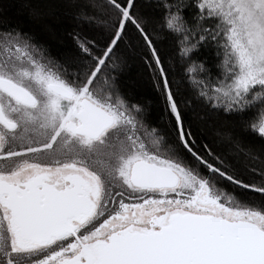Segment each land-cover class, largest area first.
Here are the masks:
<instances>
[{
    "label": "snow or ice",
    "instance_id": "1",
    "mask_svg": "<svg viewBox=\"0 0 264 264\" xmlns=\"http://www.w3.org/2000/svg\"><path fill=\"white\" fill-rule=\"evenodd\" d=\"M12 7L0 264H264V0Z\"/></svg>",
    "mask_w": 264,
    "mask_h": 264
},
{
    "label": "trees",
    "instance_id": "2",
    "mask_svg": "<svg viewBox=\"0 0 264 264\" xmlns=\"http://www.w3.org/2000/svg\"><path fill=\"white\" fill-rule=\"evenodd\" d=\"M5 3L11 4L14 7L10 8L6 13L7 17L12 20V22H19L21 26L24 27H31L36 26L39 24L38 21H34L30 16L27 9L21 7L22 5L28 3V0H4ZM0 15H3L0 13ZM201 59L206 60L208 59V55L204 52L201 53ZM177 71L179 72L180 69L178 68Z\"/></svg>",
    "mask_w": 264,
    "mask_h": 264
}]
</instances>
